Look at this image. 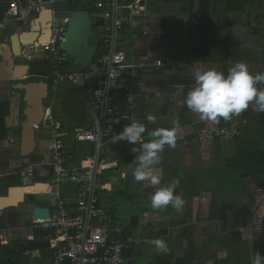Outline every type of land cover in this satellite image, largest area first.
Instances as JSON below:
<instances>
[{
	"label": "crops",
	"instance_id": "crops-1",
	"mask_svg": "<svg viewBox=\"0 0 264 264\" xmlns=\"http://www.w3.org/2000/svg\"><path fill=\"white\" fill-rule=\"evenodd\" d=\"M11 1L0 0V5H9ZM200 1L180 0V3L176 5L170 0L165 2L169 4L168 6L175 5L174 9L179 8L184 14L187 11L186 13L190 17L188 9L192 7L194 14L198 13ZM65 2L66 0L61 3ZM186 2H188L187 5ZM145 6L146 0H144L145 11L139 15H134V23L121 31L132 32V36L127 35L129 39L127 37L122 38L123 44L120 48L125 51L126 44L132 48L125 52L129 62L137 66L134 72L138 89L141 92V96L136 102L134 114L147 129L143 134V141L136 145L130 144V146L137 148L141 143L146 142L148 132L152 130L172 127L169 125V106L172 103L170 96L181 94L176 144L174 148L165 146L164 152L161 153L162 160L157 166V169L162 173L161 185L152 186L148 182H138L136 191L132 190L128 179V174L131 173L130 169L136 165L132 163L123 166L121 160L128 154L139 155V152H130L129 143L112 147L106 155L111 159L112 157H121V160L112 159V161L118 162L120 170L117 171L118 167L116 170L104 171L100 175L101 183L106 185V190L100 197V205L103 208L111 209L108 207L110 205L107 207L102 205V198L108 197L110 200L108 204H110L116 190L138 193L139 204H142V210L145 212L138 228L132 227L128 219H124L125 221L121 219L125 223L124 225L122 221H120L122 225L119 224V220L116 222L123 229L124 254L128 255L126 256L127 264H183L185 260L192 264H253L256 252L264 256V240L254 243L252 238H250L251 241L235 240V232H238L239 239L242 238L241 232L243 229H247L246 223L251 220V217L248 218L249 213L245 209L235 206L233 197L235 194L246 193L248 206L254 205L256 196L253 194L251 185L255 184V188L264 192V177L249 178L245 182V187L237 189L235 187L236 178L218 179L214 173H216L219 165L218 156L232 157L235 155L236 144L233 137L241 123H248L257 114L255 105H250L248 109L233 116L228 121L220 119L218 123L202 120L199 114L192 111L183 115L182 96L186 87L195 83L192 72L196 71V68L201 70L202 67H187L188 45L183 42L184 45L175 44L165 34L158 33L162 36L153 34L157 29L159 31L162 29L163 18L170 14L160 13L158 16H152L149 15ZM222 8L220 7L218 17L228 13L234 14L233 12L224 13ZM174 14L175 11L171 13V15ZM195 18L199 21L197 26L193 25V21H189L191 37L194 41L199 42V46L193 47L194 51L200 53L201 61L202 58L213 60L218 50L215 52L214 58L204 56L203 53L206 52L202 45L204 33L201 30L200 17L196 15ZM94 20L98 23L97 19ZM213 21L219 22L213 20L212 16L210 23ZM24 27L13 29L6 27L4 30H0V34L7 30L17 33L22 31ZM99 27L100 25L96 27L97 33L100 31ZM179 28L181 29L182 26ZM183 34L185 37L188 35L186 31ZM149 35L151 37L147 39ZM177 36L181 39L180 34ZM223 36L225 35L223 34ZM226 38L230 40L228 37ZM226 44L223 42L225 47ZM33 62L35 63L33 70L31 62L29 63L31 75L25 76L20 81L23 83L33 82V78H35L37 82L45 81L50 84L51 62L47 55L35 56ZM70 62L73 63L72 59ZM149 62L152 64L147 65ZM157 62H160V65L154 64ZM27 63V61L19 62L21 65H27ZM76 69L77 72H81L79 68ZM22 70L23 68H20L19 72H23ZM206 70L207 68L203 71ZM221 72L226 76L228 68L226 67ZM17 84L16 80L0 83V104L9 106L6 116H4V126L0 125V180H4L3 184L5 185L3 188L0 187V192L2 191L0 197H7L8 192L14 187H22L20 173L30 163L36 164L35 184L50 183L52 179L51 153L49 150L51 134L47 121L43 125V120L40 126L35 127L36 145L34 152L29 156L22 154L21 123L24 121L23 111L27 105L24 102V91L19 89ZM177 85H183V90L177 88ZM92 92L93 85L88 81L82 85L61 84L57 93L51 94L50 92L46 101V108L51 107L54 118L63 124L62 139L72 163H81L93 151L92 143H78L73 134L75 127H89L92 122L93 117L90 111ZM250 112H253L252 115H247L239 120L240 117ZM149 117L153 119H149ZM221 121H224L223 124L220 123ZM196 125H199L198 129L202 127L201 132L195 130ZM224 128L229 131L235 130V132L229 136L218 135L217 133ZM202 133L206 135L203 136ZM222 143L224 145H221ZM71 144L72 146H70ZM118 146L121 149H117ZM117 178L120 179V184L119 181H114ZM174 179L180 180L174 194L181 195L186 201L183 210L176 211L171 206L164 210H153L150 207V195L155 192L157 187L166 186ZM15 192L17 193V191ZM27 192L33 191L25 189L24 194ZM61 193L68 206L73 207L75 187L70 183H64L61 186ZM17 194L19 197V191ZM230 197L232 198L231 201H229ZM224 200L226 201L224 202ZM25 201H27L26 197ZM53 202L54 200H31L29 203L26 202L16 208L0 209L1 245H4L2 242L8 243L14 237L38 241L51 240L53 230L48 227L34 228L32 219L34 217L35 220H47L50 216V211L47 208H51ZM36 208L45 210H39L35 217ZM254 211L255 209H252L253 222L251 227L256 221L253 215ZM26 215H29V219L26 218ZM157 237L165 239L168 243L170 249L168 254H158L155 248L148 243L149 240ZM51 255V248L42 249L36 253V256H30L32 260H28V262L34 264L42 259H48Z\"/></svg>",
	"mask_w": 264,
	"mask_h": 264
},
{
	"label": "built area",
	"instance_id": "built-area-1",
	"mask_svg": "<svg viewBox=\"0 0 264 264\" xmlns=\"http://www.w3.org/2000/svg\"><path fill=\"white\" fill-rule=\"evenodd\" d=\"M141 1L126 3V0H99L93 4L95 12L91 17L101 23L97 57L91 67L98 71L97 75L74 72L68 66L69 55L61 49L60 43L64 40L69 17L65 12L58 13L55 10V5L64 0H12L0 21V30L22 27L29 25L41 11L51 9L52 37L45 47V55L51 62V94H56L61 84L82 85L88 81L93 85L90 110L92 122L89 127L73 129L76 142L93 144L91 155L81 163L70 162L62 139L63 124L54 118L51 107L45 112L44 119L49 124L51 134L49 150L52 171L46 193L54 202L51 208H47L50 211L49 218L35 220L33 217L32 226L53 230L50 240L52 255L34 264L127 263L123 229L117 225L113 211L100 206V197L106 190L100 175L119 167L118 162L106 155L112 147L128 143H113L117 133L125 125L139 121L134 114L137 99L141 96L134 72L137 66L129 62L126 52L120 48V32L134 23V15L145 11ZM151 64L149 62L147 65ZM154 64L160 65V62ZM234 132L224 128L217 134L229 136ZM35 168L36 164L30 163L21 171L23 188L30 189L35 185ZM64 183L75 187L73 207L61 199V186Z\"/></svg>",
	"mask_w": 264,
	"mask_h": 264
},
{
	"label": "water",
	"instance_id": "water-1",
	"mask_svg": "<svg viewBox=\"0 0 264 264\" xmlns=\"http://www.w3.org/2000/svg\"><path fill=\"white\" fill-rule=\"evenodd\" d=\"M141 6H144V0L141 1ZM65 14L69 17V20L60 47L71 57L74 66L84 73L86 69L91 68L97 57L100 35L96 31V27L101 26V24L94 21L91 13L86 10H72L65 12ZM52 21L53 13L51 9L41 11L29 24V27H24L22 31L11 34L6 38L4 44L0 45V83L16 80L18 88L24 91V102L27 105L23 111L24 121L21 123V145L24 156H29L34 152L36 145L35 127L40 126L44 120L50 86L45 81L37 82L35 78H33V82L26 83L20 80L31 75L29 63L33 58L46 54L45 47L52 37ZM20 61H27L28 63L27 65H21L19 64ZM20 68H23V72H19ZM117 149H121V147L118 146ZM136 156L138 155L128 154L121 161L126 165L132 164L135 163ZM128 179L132 190L136 191L138 182L134 181L131 173L128 174ZM48 188V183H39L30 188L33 191L30 193L35 192L36 194H30L29 192L24 194L23 190L25 189L14 187L8 192L7 197H0V209L2 201L12 199L13 190L17 193L19 191L18 201L4 209L16 208L26 202L29 203L31 200H50V195L46 193ZM25 197L27 201H25ZM141 205L139 204L137 192L116 190L109 207L115 210V216L118 219H128L131 226L137 229L141 218L145 216ZM39 210L45 209L36 208L35 217ZM48 248H50V240L38 241L14 237L7 244L2 245L0 259H5L7 264H15L14 258L34 257L39 250Z\"/></svg>",
	"mask_w": 264,
	"mask_h": 264
},
{
	"label": "clouds",
	"instance_id": "clouds-1",
	"mask_svg": "<svg viewBox=\"0 0 264 264\" xmlns=\"http://www.w3.org/2000/svg\"><path fill=\"white\" fill-rule=\"evenodd\" d=\"M193 78L195 83L187 92L183 103L190 111L199 114L202 120L212 123H218L220 119L228 121L252 104L257 112H264V88L258 87L264 85V72L251 74L244 62L235 63L228 69L226 76L213 67L206 71H194ZM176 87L182 89L183 85ZM178 128L179 125L174 122L171 128L152 130L148 132L147 141L141 143L139 149H132L139 151V155L135 157L136 166L130 169L134 181L148 182L152 186L161 185L162 173L157 166L161 163V153L164 152L165 146L175 147ZM146 131L143 123L133 121L117 133L113 143L127 141L136 145L143 140ZM179 184L180 180L174 179L166 186L157 187L149 197L150 207L153 210H164L171 206L176 211L183 210L186 201L181 195L174 194ZM148 243L158 254H168L170 251L163 238L157 237ZM253 264H264V256L256 252Z\"/></svg>",
	"mask_w": 264,
	"mask_h": 264
},
{
	"label": "rangeland",
	"instance_id": "rangeland-1",
	"mask_svg": "<svg viewBox=\"0 0 264 264\" xmlns=\"http://www.w3.org/2000/svg\"><path fill=\"white\" fill-rule=\"evenodd\" d=\"M166 0H146V10L149 13V15L152 16H158L160 13H169L170 15H168L167 17L163 18L162 21V26L161 24L159 25V27L161 26L162 29L159 31L158 29L156 31L153 32V34H155L156 36L161 34H165L167 35V37H169L170 39H172V41L175 44H183L185 43L186 45H188L187 48V59H186V63H187V67H202L201 70H205V68L209 69V68H216L218 71H222L225 70V68L227 67L228 69L231 68L235 63L238 62H244L248 65L249 71L251 74L255 75L256 73H261L264 72V18L261 21H258L257 19H255V15H247V14H243V13H234L232 15V13H228L225 15H219L220 17H218L216 15L213 16V20H217L220 22V26L222 29V34H224L226 37H228L234 44H237V48L239 50V54L242 56L241 59H239L236 56H232L231 51L233 49V47L231 45H227L226 44V52H220L218 51L216 54V57L213 60H208L205 58H202V61L200 60V53L195 52L194 51V46H199V42L194 41L193 38L191 37V31L189 29V21H193V25L197 26L199 21L194 18L191 19L188 15H187V11H185V14L179 9L175 8V5L180 3V0H170L172 3H174L175 5L172 6H168L169 4H167L165 2ZM91 3H94V0H91ZM188 2H186L187 5ZM84 6V2L79 4L80 9L82 10ZM64 8V3H58L55 6V10L61 12ZM175 11L174 15H171L172 12ZM215 21H213L212 24H214ZM165 25V26H164ZM182 26V28L180 29L179 27ZM29 27V25H26L25 28ZM186 31V33L188 34L187 37L184 36V32ZM161 33V34H158ZM194 33V32H192ZM178 34L181 35V39L179 36H177ZM127 35L132 36V32L129 31L128 33L126 32H120V47L122 48V38H126ZM151 37V35H149L147 37V39H149ZM127 39H129V36L127 37ZM183 42V43H182ZM184 45V44H183ZM132 49L131 47L127 46V44L125 45L124 50L128 52V50ZM189 64V65H188ZM47 67V66H46ZM209 67V68H208ZM198 70V68H196ZM91 70V74L92 75H97L98 71L96 69H92ZM194 73V72H192ZM182 77V76H181ZM190 78V77H188ZM183 90V89H182ZM172 98V99H171ZM180 98H181V94L177 95V96H170V99L172 101V103L169 106V113H170V120H169V125L173 126V123H177L179 125L178 122V113L180 112ZM237 121V120H236ZM195 122V121H193ZM192 122V123H193ZM251 123V125L253 124V121H249ZM199 125H196V129L197 132H201L202 131V127L201 129H198ZM205 130V129H204ZM203 130V131H204ZM210 132V129L208 130ZM207 133V132H205ZM203 136H205L206 134H201ZM221 135V134H220ZM264 141V140H263ZM221 145H224V143H222ZM72 146V144L70 145ZM141 145H139V147L137 146L136 149H139ZM130 152H139V151H132V147L130 146V144L128 145ZM131 147V148H130ZM222 149V148H221ZM113 160H121V157H112ZM126 164H123V166ZM116 170V169H115ZM118 171V169H117ZM101 178V176H100ZM120 179H114L115 182L119 181ZM4 180H0V187L3 188V186H5L3 184ZM120 184V181L118 182ZM118 184V185H119ZM252 191L253 194L256 196V200L254 205L248 206L247 201H248V196L246 195V193H239V194H235L233 199H234V203L235 206L238 208H242L245 209L247 213H249L248 218H250L251 220L249 222L246 223L247 225V229H243L242 233V238L239 239L238 236V232H235L234 234V238L235 240H247L249 241L250 238L253 239V243L255 241H263L264 240V197H263V191L260 189L255 188L256 185L252 184ZM259 187V186H257ZM2 192V191H1ZM0 192V193H1ZM4 192V191H3ZM232 198H229V201H231ZM109 199L108 197H103L102 198V205L104 207H107L109 203ZM221 201V199H220ZM226 200H224L225 202ZM109 207V206H108ZM252 209H255V211L253 212V215L255 217V224L253 225V227H251L252 222H253V218L251 216L252 214ZM26 218L29 219V215H26ZM246 219V218H245ZM119 220V224H121L120 221L124 220V219H117V221ZM125 221V220H124ZM123 225L125 224L122 221ZM250 226V227H249ZM249 227V228H248ZM251 241V240H250ZM249 252V251H248ZM20 260H25L23 257L20 258ZM0 264H7V261L5 259H0ZM23 264V263H22ZM26 264H29V262H27Z\"/></svg>",
	"mask_w": 264,
	"mask_h": 264
},
{
	"label": "trees",
	"instance_id": "trees-1",
	"mask_svg": "<svg viewBox=\"0 0 264 264\" xmlns=\"http://www.w3.org/2000/svg\"><path fill=\"white\" fill-rule=\"evenodd\" d=\"M97 1L99 0H94V3ZM82 2H85L82 10L89 11L91 14L95 12L93 7L94 3H91V0H66L61 12L81 10L79 4ZM131 2L132 0L126 1V3ZM8 7L9 5L7 4L0 5V21L3 20ZM220 7H223L222 10L224 13L240 12L250 16L255 15V19L261 21L264 18V0H201L198 13L194 14V8L192 7L188 9V14L192 19H194L196 15L200 17L201 30L204 33L202 45L204 50H206V52L203 53L204 56L214 58L217 50L226 52V47L223 45V42H225L227 45L233 47L231 51L232 56L241 59L242 56L239 54L237 44H234L231 40L223 36L220 22H214V24L210 23L211 17L220 13ZM70 61L71 57H69L68 66L71 67L72 71L77 72V69ZM90 72V69L85 70V74ZM192 86L186 87L182 96L181 104L183 115L190 112L183 101ZM258 87L264 88V85H258ZM8 107L7 104H0V125L2 126H4L3 120L8 112ZM252 113L253 112L243 115L239 120L247 115H252ZM251 121H253L252 125L250 122L241 123L236 130L233 137V141L236 144L235 155L232 157L222 155L217 158L219 165L214 176L218 179H224L225 177H228V179L236 178L235 187L237 189L245 187V182L249 178L264 177V112H257V114L251 118ZM223 122L224 121H221L220 123L223 124ZM1 248L2 245L0 242V251ZM124 256L126 257L128 255L125 253ZM14 261L15 264L23 263L20 258H14ZM183 264L192 263L185 260Z\"/></svg>",
	"mask_w": 264,
	"mask_h": 264
},
{
	"label": "flooded vegetation",
	"instance_id": "flooded-vegetation-1",
	"mask_svg": "<svg viewBox=\"0 0 264 264\" xmlns=\"http://www.w3.org/2000/svg\"><path fill=\"white\" fill-rule=\"evenodd\" d=\"M18 28H20V26H18ZM13 33H15V32H12L11 30H7L5 33H3V34H0V45L1 44H4V41L6 40V38L8 37V36H10L11 34H13ZM35 62V61H34ZM33 62V60L31 61V65H32V70H33V64H35ZM49 108V107H48ZM48 108H46V110L48 109ZM46 110H45V112H46ZM45 119H44V122H43V125L45 124ZM36 185V184H35ZM13 192H15V191H13ZM18 198L19 197H17V198H14V202H16V200L18 201ZM113 211V210H112ZM113 213H114V211H113ZM25 260H23L22 262H23V264H26L27 262H28V260H32V258L30 257V256H27V257H25L24 258Z\"/></svg>",
	"mask_w": 264,
	"mask_h": 264
},
{
	"label": "bare ground",
	"instance_id": "bare-ground-1",
	"mask_svg": "<svg viewBox=\"0 0 264 264\" xmlns=\"http://www.w3.org/2000/svg\"><path fill=\"white\" fill-rule=\"evenodd\" d=\"M117 169V168H116ZM118 169H120V167L118 168ZM119 171V170H118ZM49 184V183H48ZM23 188V187H22ZM24 189V188H23ZM25 192V190H23V193ZM47 192V191H46ZM18 197V194L16 193V192H12V199H13V201H14V198H17ZM51 197V196H50ZM12 199L11 200H9V201H2V203H1V209H4V208H6V207H9V206H12L11 204H14L15 202H13L12 201ZM61 199L62 200H64L62 197H61ZM16 202H17V200H16ZM101 206V205H100ZM112 209V208H111ZM113 210V209H112ZM114 211V210H113ZM114 215H115V211H114ZM118 219V218H117ZM7 244V243H6ZM50 245H51V243H50Z\"/></svg>",
	"mask_w": 264,
	"mask_h": 264
}]
</instances>
